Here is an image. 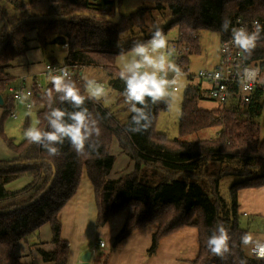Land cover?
<instances>
[{
    "label": "trees",
    "instance_id": "trees-1",
    "mask_svg": "<svg viewBox=\"0 0 264 264\" xmlns=\"http://www.w3.org/2000/svg\"><path fill=\"white\" fill-rule=\"evenodd\" d=\"M119 1L0 0V95L3 99L0 139L13 153L10 159H0V264H30L20 261L14 246L18 241L37 236L39 227L44 224L49 225L50 243L54 248L51 251L36 248V252L44 262L65 263L68 242L60 236L57 215L76 192L83 170L93 188L96 228L119 212H126L124 223L113 239V247L133 230L155 224L148 248L149 254H153L161 238L191 226L197 231L198 250L190 264H240L241 260H246L247 264H264V260H257L241 245L240 236L247 230L237 222L240 215L237 191L264 184V136H260L259 129L264 86L256 85L244 105L239 103L234 87L228 106L219 110L198 107L202 98L199 86L187 84L180 102L179 137L176 138H168L153 127L158 112L169 107L167 98L155 105L149 102L152 124L141 132L128 130L130 111L122 121L114 115L116 109L102 105L99 100L86 99L85 106L99 121L101 135L93 138L95 150L89 152L86 145L83 155H77L67 140L58 146L60 154L53 156L26 138L16 143L3 133L2 119L10 115L13 108L11 96L5 92L7 86L17 80L10 69L18 66L16 60L31 48L30 41L42 49L50 42L60 46L67 43L66 64L103 71L107 85L124 99L125 83L120 79L121 71L116 67L115 58L131 49L133 42L121 43V49L117 48V41L121 33L144 25L147 8L119 13L118 21L112 22L109 18L114 16ZM152 1L155 8H168L177 15L161 27L163 32L176 27L180 37L192 41L200 30L216 32L219 40L226 38L228 31H222L221 24L225 19L232 22L236 16L257 18L264 26V0ZM150 37L151 34L140 40L147 41ZM260 40L264 41V31ZM250 54L253 59L264 58L260 47ZM47 62L57 61L49 59L43 65ZM186 64L185 57L176 62L182 70ZM260 67L264 73V62ZM71 78L87 97L80 73H74ZM52 88L50 81L41 89L33 87L35 126L45 130V116L51 108L73 110L71 105L59 103L54 90L48 95ZM125 105L129 109V105ZM211 127L218 128L215 138L184 139ZM113 138L121 152L134 162V167L131 172L108 178L114 163V156L108 151ZM226 175L241 177L230 186L228 200L218 191V183ZM18 179L23 181L9 186ZM218 221L230 229L232 236L230 252L223 258L213 255L207 246ZM106 263L104 257L99 264Z\"/></svg>",
    "mask_w": 264,
    "mask_h": 264
},
{
    "label": "clouds",
    "instance_id": "clouds-1",
    "mask_svg": "<svg viewBox=\"0 0 264 264\" xmlns=\"http://www.w3.org/2000/svg\"><path fill=\"white\" fill-rule=\"evenodd\" d=\"M231 21L225 19L221 24L224 32L229 30ZM154 31L147 41L133 42L131 59L124 64L120 79L125 83L123 92L125 103L129 105L131 122L128 130L132 132L146 131L152 124V115L149 102L155 105L171 96L169 89L177 85L183 73L181 68L172 63L170 56L172 49L168 47V38L159 25H153ZM264 31L259 21L253 22V30L249 31L247 25L231 28L232 44L245 53H251L261 39ZM117 48L122 49L120 40ZM67 49V45H65ZM123 54V51L121 52ZM169 72L174 73L172 79ZM49 80L53 86L48 95L54 90L60 104H69L72 111L67 108L53 107L46 114L47 130L38 126H30L24 132L27 140L42 146L50 155L60 154V148L67 140L77 155H83L87 150H95L93 138L101 135L99 121L85 106L86 99L101 100L108 91L103 83L96 79L84 77V87L87 97L82 94L76 81L71 78L67 67L59 70L58 74H50ZM230 229L223 222L218 221L212 234L207 240V246L215 256L223 258L230 252ZM234 243V242H233ZM242 246L250 249V254L257 260H264V235H254L244 232L240 236ZM240 264H247L241 260Z\"/></svg>",
    "mask_w": 264,
    "mask_h": 264
},
{
    "label": "crops",
    "instance_id": "crops-1",
    "mask_svg": "<svg viewBox=\"0 0 264 264\" xmlns=\"http://www.w3.org/2000/svg\"><path fill=\"white\" fill-rule=\"evenodd\" d=\"M29 50L26 52V54H29V57L25 54V56L21 58V61L16 62V64L22 68L21 72H13L14 67L10 69V74L15 78L23 74L28 77H33V75H35L36 78L42 75V65L44 62L40 61V59L43 58V55H39L40 52L42 54V51L37 48ZM33 50H37V53L31 56ZM203 101L206 100H199L197 106L200 107L199 104ZM214 107L215 104L211 102V107L205 109ZM217 133L218 131L215 137ZM113 144H115V149H110L109 153L113 156L114 153L117 155L119 154L120 158L118 161L119 167L116 172H119L122 167H124L125 163H127V170L122 171L120 175L131 172L134 167V162L120 151L115 138H113L111 145L113 146ZM0 157H2L0 159H10L13 157V153L6 148ZM114 163L110 172L113 171ZM110 172L108 178L113 177L112 174L110 176ZM237 201L239 214L246 215L248 213L247 210H250L249 212L253 214L264 215V184L240 188L237 191ZM96 214L93 188L85 174V170H83L76 192L61 207L57 215L61 224L60 236L63 240L68 242V254L64 264H77L80 261V256L85 251H91V264H99L102 262L104 255L97 256V253H94L93 243H96L94 237H98V245L99 241L103 243V245H99V247H110L115 235L124 223L126 212L122 211L112 216L99 228L94 226ZM43 226L47 225L44 224L39 227L36 234L37 236L34 235L29 237L27 241H18L14 246V253L18 256L20 261L30 264H53L52 262L42 261L35 250L36 248H41L45 251H51L54 248L53 244L50 243L51 234L50 237L42 236L48 233L46 229L42 233ZM155 229L156 225L151 224L133 230L126 238L122 239L112 248L106 264H190L198 250L196 229L191 226H186L164 236L158 241L155 252L147 256L146 250Z\"/></svg>",
    "mask_w": 264,
    "mask_h": 264
},
{
    "label": "rangeland",
    "instance_id": "rangeland-1",
    "mask_svg": "<svg viewBox=\"0 0 264 264\" xmlns=\"http://www.w3.org/2000/svg\"><path fill=\"white\" fill-rule=\"evenodd\" d=\"M20 1H27V0H20ZM143 7L147 8L143 16L144 25L139 28H134L132 31L121 33L119 35V40L121 43L134 42L140 40L144 36H148L149 34L152 33V31H154L153 25H159L160 27H163L165 24L177 18V15L173 14L171 10H169L168 8H162V9L155 8L152 0H120L117 6L118 12L121 14H128ZM164 33L167 36L168 41L174 38L175 36H179L176 31V27H173ZM190 43H191V50L189 51V54L185 56V62H187L185 67L188 69L189 72L195 73L198 69L201 68H212L218 63L219 37L216 32L209 30H200L196 34V40L195 41L191 40ZM29 44L31 45L30 50H32L33 48H37L42 51V54L41 52L39 53V55H43V58L40 59V61L42 62H46L49 59H54L57 62L64 61L66 49L58 44L50 42L47 44V46L44 49L36 47L34 41H30ZM130 50L131 49L123 52V54L117 55L115 58L116 67L120 71L122 70L124 64L127 63L132 57V53ZM36 53L37 50H33L31 56L35 55ZM26 55L27 57H29V54ZM170 60L172 63L176 64L175 60L172 59L171 57ZM18 61H21V58H18L16 60V62ZM21 70L22 68H20L18 65L16 66V68H14L13 72H21ZM80 75L82 79H84V77L86 76L88 78L96 79L97 81L105 85L108 94L105 98L99 101L102 105L112 110L116 109L113 111L114 115L116 117H119L123 121L126 114H128L129 109L126 107L125 105L126 103L122 98V96H117L116 93H114L107 85V77L104 74V72L96 68L84 67L81 69ZM171 76L172 73L169 72L168 78L171 79ZM49 81H50L49 77H45V75L43 74L37 77V82L42 87H44ZM27 83L30 84V80L28 78H27ZM186 85H187V80L185 79L184 75H182L177 85H175L178 89L176 91L172 90V88L169 89V91L171 92V96L167 98L169 100L168 109L159 111L154 121L153 124L154 130L165 133V135L168 138L179 137L177 132V124L179 118L182 93ZM5 94H8V92H5ZM12 102H13L12 111L16 113L17 117L13 118L10 115L5 116L2 119L1 127L3 133L6 136L12 138L13 141L17 143L25 138L24 132L27 128L36 125L37 113H36V106L34 105L29 110H26L23 107L22 103L16 101H12ZM199 106L202 108H209L211 107V102L203 101L199 104ZM1 112H2V108L0 107V116H1ZM25 123H27L26 126ZM259 129H260V136H264V102L262 106V112L259 117ZM217 130L218 128L215 127L205 128L194 134L185 136L184 139L197 140V139L213 138L215 137ZM114 145L115 144H113L112 146L110 144L108 151L110 149L114 150L115 149ZM5 149L6 147L4 146L2 140L0 139V155L3 154V151ZM114 159H115V163H114L113 171L110 172V176L111 174L113 176L112 178H116L118 175L121 174L122 171L127 170L126 168L127 163H125L124 167H122V169L119 172H116L119 167L118 166V161L120 160L119 154L117 155L114 153ZM240 179L241 177L235 175H226L222 177L218 183V191L221 197L228 200L230 196V186L234 182L239 181ZM22 181L23 179H18L10 183L9 186L10 187L17 186ZM249 211L250 210H247L248 213L246 215H241V214L239 215L237 221L239 227L246 229L247 232H252L254 235H264V215L253 214ZM46 225L47 226L42 227V233L45 229L46 231H48V233L42 236L50 237L51 234L49 232L50 228L48 224ZM94 240L96 241V243H93L94 253L96 252L97 256L104 255V257L108 258L109 253L111 252L113 246L111 245L110 247L108 246L99 247L97 243L98 237L97 236L94 237ZM157 246L155 250L157 249ZM148 248L146 250V255L150 256L152 254H149Z\"/></svg>",
    "mask_w": 264,
    "mask_h": 264
},
{
    "label": "built area",
    "instance_id": "built-area-1",
    "mask_svg": "<svg viewBox=\"0 0 264 264\" xmlns=\"http://www.w3.org/2000/svg\"><path fill=\"white\" fill-rule=\"evenodd\" d=\"M260 20L257 18H243L236 16L229 27L228 35L224 39L219 40L218 47V63L212 68H201L195 73L189 72L187 68L182 70V73L187 80L188 85H198L202 94L200 100L210 101L215 104L214 108L223 110L229 104L230 97L233 94V88L239 94V103L244 105L249 100V95L256 85L264 86V73L261 70L262 59H253L251 54L245 53L232 44L231 28L247 25L249 31L253 30V22ZM150 39V38H149ZM67 43L61 45L65 48ZM169 49H172L171 58L175 62H179L191 50V43L188 38L175 36L168 41ZM262 48L264 51V41L259 40L257 47L254 49ZM67 67L70 75L80 73L84 68L81 65H68L63 62H47L43 65L42 74L49 77L50 74H58L59 70ZM174 73H172L171 79ZM27 78L30 84L27 83ZM34 88L41 89L42 86L37 82L35 75L28 77L23 74L20 75L14 84L7 86V92L13 101L22 103L26 110L32 107V100L34 96ZM178 88L173 86L172 90L176 91ZM10 116L16 118L17 115L14 111L10 112ZM99 245L103 243L99 241ZM250 253V249L248 248Z\"/></svg>",
    "mask_w": 264,
    "mask_h": 264
},
{
    "label": "water",
    "instance_id": "water-1",
    "mask_svg": "<svg viewBox=\"0 0 264 264\" xmlns=\"http://www.w3.org/2000/svg\"><path fill=\"white\" fill-rule=\"evenodd\" d=\"M110 21L116 22L119 19V12L117 5L115 6V14L113 17L109 18ZM3 103V99L0 95V105ZM90 257H91V251H85L81 256H80V261L77 264H91L90 262Z\"/></svg>",
    "mask_w": 264,
    "mask_h": 264
}]
</instances>
